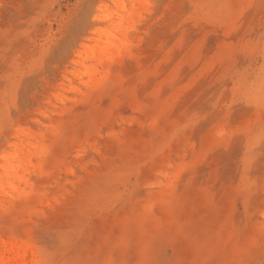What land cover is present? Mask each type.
<instances>
[{
  "label": "rangeland",
  "instance_id": "obj_1",
  "mask_svg": "<svg viewBox=\"0 0 264 264\" xmlns=\"http://www.w3.org/2000/svg\"><path fill=\"white\" fill-rule=\"evenodd\" d=\"M0 264H264V0H0Z\"/></svg>",
  "mask_w": 264,
  "mask_h": 264
}]
</instances>
